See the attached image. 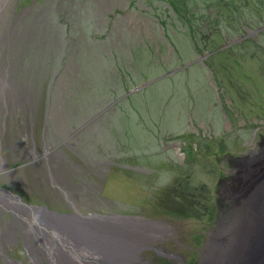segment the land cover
<instances>
[{"label":"rangeland","instance_id":"374dc122","mask_svg":"<svg viewBox=\"0 0 264 264\" xmlns=\"http://www.w3.org/2000/svg\"><path fill=\"white\" fill-rule=\"evenodd\" d=\"M60 1L0 0V188L27 204L62 214L125 215L161 222L167 230L153 248L158 246L163 254L142 249L145 264H198L217 226L221 178L225 180L235 171L228 155H249L264 137V0H210L204 8L191 7L200 0H190L188 5L187 0L163 3L180 5L186 16L199 12L202 16L193 18L200 24L207 22L208 27L204 26L209 32L200 34L195 58L185 63H197L205 82L198 78V70L188 75L185 84L175 76L155 83L146 92L150 102L165 110L160 113L162 123L149 130L154 141L140 126V114L135 122H127L128 114L119 112L120 101L114 99L99 111V107L89 106V93L73 100L71 87L78 69L84 66L80 60L85 52L98 79L114 78L116 64L137 75L123 63L130 61L128 48L140 43L155 46L160 64L165 66L163 74L144 88L172 76V47L164 45L159 26L164 14H156L143 0H83L81 32L70 28L73 32L65 38L68 58L58 68L63 57L59 53L64 40L61 26L65 23L60 18L68 17V5ZM89 20L92 31L85 24ZM220 24L230 35L218 30ZM236 31L238 35L230 38ZM169 84L175 87L170 95H176L177 100L185 96L183 108L191 96L194 107L205 103L206 111L186 104V119L181 120V110L175 111L180 121L177 119L178 127L171 129L175 98L166 101L165 95L156 99L166 94ZM138 86L143 82L130 92L142 90ZM206 96L213 100L206 102ZM75 105L84 106V111L75 112ZM212 111L219 119L216 130L209 117ZM163 123L171 128L165 129ZM129 146L139 150L137 156L128 151ZM140 148L152 153L140 154ZM226 199L221 197L222 205ZM7 214L4 219L9 220ZM24 219L40 242L35 219ZM14 231L18 241L13 245L2 241L0 264H16L14 260L33 264L26 249L42 264H84L80 258L46 257L24 231Z\"/></svg>","mask_w":264,"mask_h":264},{"label":"bare ground","instance_id":"6f19581e","mask_svg":"<svg viewBox=\"0 0 264 264\" xmlns=\"http://www.w3.org/2000/svg\"><path fill=\"white\" fill-rule=\"evenodd\" d=\"M232 169L236 171V166ZM222 184L218 192L219 201L222 196L227 199L224 205L220 202L216 229L206 241L198 264H242V260L253 253L264 229L262 191L259 196L255 192L256 186L251 183L249 186L244 183L239 191L229 179ZM1 210L9 212L11 217L18 216L20 228L30 234L29 222L24 217L35 219V231L42 236L40 244L44 256H66L71 261L80 258L84 264H145L140 251L150 249L154 242L161 241L167 230L161 222H150L140 217L101 218L102 215L97 214L87 217L77 214L60 216L44 210H29L12 197L0 198ZM158 251L162 253L161 249Z\"/></svg>","mask_w":264,"mask_h":264},{"label":"trees","instance_id":"16d2710c","mask_svg":"<svg viewBox=\"0 0 264 264\" xmlns=\"http://www.w3.org/2000/svg\"><path fill=\"white\" fill-rule=\"evenodd\" d=\"M146 1V4L149 5L152 11H154L156 14L161 15L162 13L164 14V19L159 23V26L161 27L164 35L165 41L163 42L166 48L168 47V44L172 47L171 50V56L173 58L174 62V68L173 70L175 73L170 76V77H162L161 79L155 81L149 88H144L142 87V90L139 91H133L130 92V88L134 87L138 83L143 84L151 79H153L156 76H159L163 74L164 72V62L160 64V59L159 54L155 53L156 47L150 46L145 43H140V44H132L131 47L128 48L129 54L131 55L130 61L127 60L123 63L125 67H130L131 69L135 70L137 73L134 74L131 71L126 70H120L117 66H115L116 69V75H114V78H109L107 76H100V78H96L94 72H97V70L91 65L92 62L87 60L89 57L87 53L85 52L84 55H81L82 60H80V63H83L84 66L83 68L78 69L77 71V78H73V82L75 83V86L71 87L72 90V98L75 100L76 98H80L81 93H89L91 97L89 98L91 101L89 106H95V108L99 107V111L102 110L103 108L106 107V105L109 102H112V100H117L120 101L122 105L119 107V112H125L128 114L127 122L129 119L133 120L135 122V117L140 114V126L142 128H146V132L148 136L151 138V132L153 129H155V125H158L162 123V117L160 113H164L162 111L163 108L160 106L152 103L149 101V96L148 99L146 97V92L157 82H163V81H168L171 80L176 76V78L182 82L186 83L188 80V75L194 72H198L201 75V67L196 64L190 63L188 66H185V63L188 61H191L193 58H195L196 55V48H200V34H204V30H208L206 27H208L207 22L203 24H200V21H195L193 17H196L197 15L202 16L199 12L195 11L194 13L192 11V15H184L182 11L180 10V5L171 6H165L163 3H165L166 0H160L161 3L159 5H155V3L159 0H143ZM190 0H187L186 5H188V2ZM201 3L197 4L192 3L191 7L197 6L198 8L202 7L204 8L205 4H209L211 1L210 0H200ZM204 1V2H203ZM60 2L65 3L68 5L67 8V13L68 17L65 16L61 19V22L64 20L65 23L61 26L62 31H63V38L62 39V46L60 47L59 53L63 56L62 59L60 60V63L58 65V68L61 67V62L64 63L65 60L68 58V52L66 51V43H65V38L67 37L66 35L69 33H72L73 31L70 32V28L74 30V33H80L81 32V27L80 23L82 22V19H84L83 15V7L81 6V3L83 0H61ZM85 7V6H84ZM163 8V9H159ZM159 10H164V11H159ZM199 11V9H198ZM66 18H69V20H66ZM250 20V19H249ZM251 21V20H250ZM88 25V28L91 30L92 26L90 24V20L85 23ZM206 24V27L204 26ZM202 26V27H201ZM221 29H218L222 34L223 31H225V35H230L227 32V28L223 25L220 24L219 26ZM238 30V29H237ZM92 31V30H91ZM89 31V32H91ZM209 32V30H208ZM205 35V34H204ZM236 35H238V32L236 31L235 34L231 35L230 38H234ZM192 38V39H191ZM264 39V38H263ZM262 39V44L264 45V40ZM68 40V38H67ZM73 44H75L73 42ZM255 42L252 41L251 45H254ZM135 45V46H134ZM206 47V46H205ZM207 48V47H206ZM211 48V47H209ZM208 49V48H207ZM163 49H161L162 51ZM77 57V55H76ZM60 58V56H59ZM78 62V60H76ZM90 63V64H89ZM63 65V64H62ZM168 68V66L166 65ZM170 70V69H169ZM89 71V72H88ZM98 74V72H97ZM107 75V73H106ZM206 77V76H205ZM200 80L204 77L201 75V77H198ZM196 78V79H198ZM109 81V82H108ZM57 80L55 79L52 81V83L55 85ZM80 83V84H79ZM168 85V84H167ZM171 85V84H169ZM59 86V85H57ZM203 86V85H202ZM182 90L183 86L181 84ZM58 88H62L61 85ZM168 89L166 90V94H159L157 95V98H161L160 96H165L166 101H171L174 100L175 98V110L174 109V115L175 117L173 118L174 124L171 127H166L164 124L163 127L165 129L171 128L174 129L175 127H178L175 125L176 120L180 121V118H178L177 112L175 111L181 110L182 118L181 120L186 119V114H185V108H187L186 104H190L189 108L194 107V103L192 100V97L189 96L187 97V102L183 108L184 105V99L185 96L181 97L180 99H176V95L172 96L170 95V91L172 89H175L174 84L171 86L167 87ZM127 93V94H126ZM126 94V95H124ZM140 96L141 98L140 101ZM154 99V98H153ZM205 101L208 102L207 100H213V96L211 97H205ZM77 101V100H76ZM134 103V104H133ZM152 104V105H151ZM165 105V103H163ZM83 105L87 106V104L84 102ZM88 106V107H89ZM138 106V107H137ZM205 103H197L194 107V109L201 108L204 109ZM103 107V108H102ZM85 107L84 106H76L75 105V112H83ZM155 108V111L153 110ZM204 111H206L204 109ZM105 113L107 111H104ZM172 112V114H173ZM201 113V112H200ZM202 114V113H201ZM216 112L212 111V114L209 115V117H212L213 125L212 128L214 130L220 128L219 127V119H215ZM190 116V115H189ZM218 122V123H217ZM154 125V126H153ZM150 130V131H149ZM123 133L127 135V129L125 130V125H123ZM154 139V138H153ZM154 141V140H152ZM133 152L134 155H136L139 150L134 149L133 147L129 146L128 151ZM152 153L151 150L148 149H143L140 148V154H146L149 155ZM137 156V155H136ZM163 159V156L160 154V159Z\"/></svg>","mask_w":264,"mask_h":264},{"label":"water","instance_id":"95a60500","mask_svg":"<svg viewBox=\"0 0 264 264\" xmlns=\"http://www.w3.org/2000/svg\"><path fill=\"white\" fill-rule=\"evenodd\" d=\"M149 82H151V81L145 82L143 84V86H138L139 88H137V89H140V88L148 85ZM257 148H259V151L257 150ZM257 148H256L255 152H253L249 155L247 154L246 156L240 157V158L239 157L232 158L230 155H228V157L231 159L230 160L231 165L234 167L236 166V171H234V174L232 176H230L226 179H229V182L231 180V183L233 184V186L236 189H238L239 191L243 187L244 183L246 185L251 183L252 186H254V185L256 186L255 192H257V194L259 196L261 195V191H262L261 196L264 198V195H263V192H264V137L261 138L260 142L258 143ZM3 167H5V165ZM225 180H222V182H224ZM235 182H236V184L234 185ZM257 184H258V187H257ZM10 197L14 198L16 200V202H19L22 206H25L29 210H36V211L37 210H44L50 214L60 215V216L71 215V214H62L59 212L50 211L47 209V207H43V206L41 207V206H37V205H33V204H27L19 196L11 193L10 190L5 189V188H0V198L8 199ZM6 213H8L10 215L9 212H6ZM79 215L82 216L80 212H79ZM113 216H118V215L106 216V218H110ZM82 217H84V216H82ZM118 217L133 218L130 216H125V215L118 216ZM101 218H105V217L102 215ZM142 222H145V221L142 220ZM263 228H264V221H263ZM242 264H264V229L261 232L260 241L255 246L253 253L250 256L248 255L244 260H242Z\"/></svg>","mask_w":264,"mask_h":264},{"label":"flooded vegetation","instance_id":"af4514ba","mask_svg":"<svg viewBox=\"0 0 264 264\" xmlns=\"http://www.w3.org/2000/svg\"><path fill=\"white\" fill-rule=\"evenodd\" d=\"M261 135V134H260ZM260 135H259V138H260ZM263 137V136H262ZM261 137V138H262ZM258 149V148H257ZM222 180H224L223 178H221V181ZM228 179H226L225 180V182L227 181ZM221 181H220V184H221ZM223 183V182H222ZM219 184V185H220ZM223 185V184H222ZM218 192H219V189H218ZM218 192H217V194H218ZM217 206H218V210H220V208H219V206H220V201H219V197H218V195H217ZM74 211H75V209H74ZM5 214H7V213H1L0 212V249H2L3 248V246H2V241L3 240H9L10 242H12V244L11 245H13V244H15L16 243V241H18V239L16 238V235H15V231L14 230H18V231H24L25 233H26V237H27V239L29 240V241H31L33 244H36V245H38L39 246V249H40V251H41V253H42V255H44V253H43V251H42V249H41V244H40V242L38 241V239H34V236H33V234H30L27 230L25 231L24 229H21L20 228V223L18 222V221H15L14 219H12V217L9 215V214H7V215H9V220H6V219H4V215ZM75 214H77V215H79V212H77V213H75ZM80 216V215H79ZM166 229H167V227H166ZM20 240V239H19ZM21 243L23 242L22 241V239H21V241H20ZM161 241H159V242H154L152 245H153V247L154 246H156V243H160ZM11 245H9V246H11ZM150 244H148V246H149ZM23 246H24V244H23ZM150 248V249H152V250H154V248ZM26 249V248H25ZM158 249H160V248H158V246L156 247V249L154 250L156 253H158V254H161L160 253V251H158ZM26 251H27V254L29 255V261L30 262H32L33 264H42L41 263V261H40V258H36L33 254H31L29 251H28V249H26ZM0 255H2V253L0 254ZM143 259V258H142ZM14 260V259H13ZM144 261V260H143ZM14 262L16 263V264H20V262L18 263L17 261H15L14 260Z\"/></svg>","mask_w":264,"mask_h":264}]
</instances>
